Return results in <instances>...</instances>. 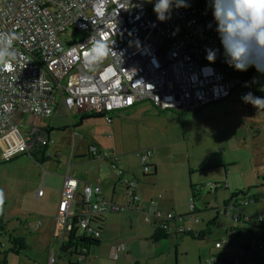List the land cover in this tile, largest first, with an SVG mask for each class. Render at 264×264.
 Listing matches in <instances>:
<instances>
[{
  "label": "built area",
  "instance_id": "built-area-1",
  "mask_svg": "<svg viewBox=\"0 0 264 264\" xmlns=\"http://www.w3.org/2000/svg\"><path fill=\"white\" fill-rule=\"evenodd\" d=\"M186 2L188 7L173 5L169 18L162 22L153 11L155 3L149 5L146 0H0V34L13 38L10 50L15 53V58L0 71L3 157L39 154L52 142L36 126L21 128L20 120L14 116L20 112L48 117L55 94L68 112H92L106 120L111 119L112 113L140 101H149L161 110L188 111L227 97L241 81L224 55L210 0ZM67 28L81 32V36L77 38L73 33L68 40L62 38ZM97 41L107 44L109 52L99 61L88 63L90 49ZM208 50L216 52L214 62L207 60ZM90 150L95 152L94 146ZM148 151H136L144 172L148 170ZM104 155L120 175L117 155ZM123 183L127 194L136 200L134 181L124 179ZM77 185L68 170L63 177L56 218L65 228L75 226L84 234L98 237L95 220L124 206L107 199L96 182L83 183L79 199L75 200ZM36 194L42 195V188ZM153 204L151 200L144 219L153 217V224L168 227L173 214L153 210ZM232 206L228 205L232 220L252 222L249 215ZM188 207L193 210L194 200L189 201ZM257 226L249 229L248 237L255 235L252 248L256 263L264 264V236L258 240ZM182 229L178 226L176 230ZM234 230L231 228L230 232ZM215 246L220 247L219 242ZM241 249L238 254H245ZM123 250V244H118L110 255L116 258ZM84 253L85 250L79 251L78 258ZM56 262L51 251L47 264ZM225 262L236 264L237 257H226Z\"/></svg>",
  "mask_w": 264,
  "mask_h": 264
},
{
  "label": "rangeland",
  "instance_id": "rangeland-1",
  "mask_svg": "<svg viewBox=\"0 0 264 264\" xmlns=\"http://www.w3.org/2000/svg\"><path fill=\"white\" fill-rule=\"evenodd\" d=\"M146 1L149 5L155 3V0ZM73 33L77 38L81 36V32L67 28L61 37L68 40ZM249 84L248 90L237 85L224 99L185 112L161 110L152 107L149 101H140L135 105L138 108L136 112H156L169 116L166 119L141 121V125L136 127L131 117L123 113L127 109L118 111L121 113L113 117L112 123H107L103 117H95L82 120L78 125L75 123L80 119L79 113L73 117L70 126L67 114L60 116L61 112L66 111L60 96L55 94L52 112H58L59 116L53 118V124L61 126L51 131L50 138L53 141L50 145L61 153L60 164L67 163L70 146L74 145L77 153L84 149L86 143L96 142L104 150L123 154L122 158H127L131 164L136 161V165L132 166H136L134 169L139 187L142 182L160 186L157 193L163 195L164 208L175 213L174 218L169 220L173 226L176 222H184L186 228L199 232L213 221L209 225V232L201 239L171 234L161 239L165 244L161 254L152 255L157 247L144 235L152 230L151 224L143 221L137 224L138 213L131 214L129 209L110 213L114 221L112 228L119 227V233L125 239L126 252H132H129L127 259L122 260L120 257L112 260L92 251L87 257L88 261L94 259L95 264H208L206 260L212 255H222L239 258L238 264H257L255 249L252 248L255 235L248 237V233L249 229L260 223L234 221L228 213L231 203L239 205L247 215L261 218L262 231H255L258 240L264 236V200L242 203L243 198L255 197L256 185L262 181L264 185V180L257 178L264 175V108L258 109L242 99L249 92L255 97L264 98L259 93L264 89V79L255 73ZM17 115L24 121L23 114L18 112ZM51 119L36 116L34 124H49L52 123ZM147 148L152 151L148 158L157 165L156 185L152 183V177L148 176L151 178L148 181V178L137 172L141 164L137 162L134 151ZM78 159L77 156L73 157V167H76ZM57 166L59 163L55 159H48L38 165L26 154H16L4 160L1 158L0 146V192L3 193L0 217L7 228L16 229L25 238L27 245L14 254L6 250L8 241L4 235H0V264L5 261V264L46 262L45 239L47 229L53 225L57 203V196L51 188L58 182V176L51 169ZM90 169L88 165L80 168L81 171ZM130 172L125 170L124 174L129 175ZM43 175L44 194L36 197L35 192ZM239 191L242 194H237ZM78 193L75 194V200L79 199L81 193ZM192 193L196 213L189 215L191 210L188 202L192 199ZM36 219L42 221L39 232L23 226L24 221L34 222ZM235 227L240 229V235L230 232ZM216 242H219L220 247L215 246ZM241 247L246 249L245 255L238 254ZM75 260L67 253H61L57 264H68V261L75 263Z\"/></svg>",
  "mask_w": 264,
  "mask_h": 264
},
{
  "label": "crops",
  "instance_id": "crops-1",
  "mask_svg": "<svg viewBox=\"0 0 264 264\" xmlns=\"http://www.w3.org/2000/svg\"><path fill=\"white\" fill-rule=\"evenodd\" d=\"M138 104V103H136ZM135 104V105H136ZM134 106L127 108L125 115H127L128 117H131V121L134 122V127H136L137 125H141L139 124L141 121L146 122L148 120L152 121V120H158V119H166L168 118L169 114H157L156 112H136L138 110V108H136ZM64 107V106H63ZM135 107V108H134ZM152 107H154L152 105ZM66 112H61L60 116H63L64 114H67V119L68 122L70 124V126H72L73 124V117L77 116V114L79 113H75L72 114L70 112H68L66 110V108L64 107ZM18 113V112H17ZM17 113H15V119L17 121L20 120L21 122V128H25V127H29L30 125L36 126L38 128H40L43 131V135L45 137H48L50 140H52L50 138V133L51 131H53V129L56 128H60V124H53V118L57 115V117L59 116L58 112H52L48 117H52L51 121L52 123L49 124H45V125H36L34 124V119L36 118V116H30V115H24V121L21 120L19 118V116L17 115ZM121 112H115L113 114L110 115V120H106L107 123H112L113 121V117H117L120 115ZM81 114V113H80ZM82 120H78L77 123L75 124H81ZM53 141V140H52ZM52 143V142H51ZM49 143L47 146L41 148L43 152V155H41V152L38 155V161H35L38 165L41 162H44L48 159H55L57 161V163H59V166H57L56 168L51 169V167H49V169L53 170V172H56L57 176H58V182L56 184H53L52 186V190L54 191L55 195L57 196V202L59 199V195H60V189H61V185H62V181H63V177L65 175V173L69 170V173L75 177L78 181V185H77V189L76 192L78 191L80 194L81 190H82V185L83 183L86 182H96L98 183V185L101 188V192L102 194L109 199L111 202L115 203V204H119V205H123L124 208L117 210V211H109L103 214V226L102 229L100 231V236H99V243L95 246L89 247L88 250L85 251V255L82 254V257L79 259V263L80 264H95L94 263V259L89 260L87 259V257L89 256V253L94 251L96 254L98 253L99 256H104L105 258H110L112 260H118L120 257L121 259H127L129 252H132L131 250L127 251V248L125 246V239L121 236V234L119 233V227H114L112 228V224L114 223L113 221V215L110 213H117L120 211H123L125 209H129L131 212V214L134 213H138L137 216V224L138 222L140 223L141 221H143V223H150L152 226V230L149 232H146L144 235L148 236L147 238L150 239L152 233H153V223L156 222L155 218L150 217L149 221H146L144 219V216L146 215L145 213L147 211H150V201L152 200L154 202L153 204V210H158L160 212H171L173 215L175 214L174 211L164 208L165 204H163V195L161 193H157L158 188H160V186H151V184L149 185L148 182H142V184H140L141 186L139 187L138 185V176L137 173L135 172L136 170L134 169V167L136 166H132V165H136V161L135 164H131L130 161H128L127 158H122L121 154H116L113 152V150H104L102 148H100L98 145V143H86L84 146V149L82 151H78L77 153H75V149H74V145L70 146L69 149V154H68V160L67 163L64 165L63 163L60 164V159H61V153L53 146H51ZM1 146V145H0ZM90 146H94L95 148V152H92L90 150ZM143 150H149L148 151V155L146 157V162L145 164H147V166H153L154 169V176H152V183H155V185L157 184V178H156V174H157V165L156 163H154L155 161L152 160L151 158H148L149 155H151L152 151L151 148H147V149H143ZM136 151H134L135 154V158L137 160V162H139V156L136 154ZM3 149L1 146V158L6 160V158L3 157ZM88 152V153H87ZM104 152H109V153H113L117 155V160H116V166L117 168H121L122 169V173L120 175L116 174L115 169H112L110 167V160L107 156L104 155ZM127 154V152H124ZM19 154H26L27 153H19ZM77 156L78 162L76 164V167H73V157ZM11 158V157H10ZM8 158V159H10ZM32 159V158H31ZM140 163V162H139ZM63 164V165H62ZM83 165H88L89 168H91L90 170L86 171L83 170L81 171L80 168ZM141 166V165H140ZM131 171L130 174L128 175V173L124 174V171ZM152 171V169H151ZM151 171L148 169L147 171L144 172L143 169L140 168V170L137 169V172L139 174H141L142 177H146L143 175V173H147V174H151ZM81 172H83V174H81ZM131 175V176H130ZM148 178V177H146ZM124 179H131L134 181V187H133V192L137 195V199L136 200H132V198L127 194L126 192V185L123 183ZM151 178H148V181H150ZM45 182V176L43 175V177L40 180V183L36 189V192L38 190V188H42V195L44 194V190H43V183ZM123 185L125 186V188L123 187ZM154 185V184H152ZM125 189V192H124ZM35 192L36 197H41L42 195L38 196ZM145 199H148L147 201L149 202V204L144 203ZM165 202V200H164ZM235 207H237L238 209H240L242 211L241 208H239V205L236 204H231ZM232 206V207H233ZM56 208H57V203H56V207H55V212H54V216H53V225L51 227V229L49 228L48 234H47V238L45 239V247H46V262L45 260H42L43 263L41 264H47V257L48 254L52 251L53 254L56 256L57 260L59 259V256L61 254L60 249L62 247V245L66 246L70 241V231L68 228H65L63 226V224L56 218ZM234 208V207H233ZM245 213V211H242ZM29 214V213H28ZM246 214V213H245ZM142 217V219H141ZM0 223L3 224L4 229L6 230H10L13 231L14 233H16L19 236L20 233L16 230V229H9L7 228V226L2 222V218L0 217ZM46 224V222H44ZM175 223V221H174ZM168 224V230L169 232L176 230L178 226L182 227V228H186L184 225V222H182L181 224H179L178 222L175 223V225L173 226L170 221L167 223ZM29 227V229L31 231H36L39 232L41 225H42V221L40 219H36L34 222H30V221H24L23 222V226ZM73 235L74 237H78L84 234L83 230H81L78 227L73 228ZM191 229V228H190ZM78 230L80 231L78 233ZM247 230V229H245ZM44 231H46V229H44ZM138 233V231H137ZM235 234V231L233 232ZM171 235V234H170ZM174 236V235H173ZM23 237V236H22ZM176 237V236H175ZM24 238V237H23ZM137 238V237H135ZM25 241V238H24ZM230 242V241H228ZM26 243V242H25ZM157 247V250H153V252L151 253L152 255H156V254H161V252L164 250V243L160 240L153 242ZM116 244H123L124 246V250L118 253V256L116 258H113L110 254H111V250L112 247L115 246ZM130 246V245H129ZM2 247V243L0 242V248ZM96 248V249H95ZM242 248V247H241ZM92 249V250H91ZM95 249V250H93ZM241 250L244 251V253L246 254V249L242 248ZM93 252V253H94ZM176 254V253H175ZM223 254H225V251L223 252ZM243 254V255H245ZM220 256L222 255H212L210 257V259L208 258V260H206V263L210 264V263H214V262H219L220 260ZM226 258V257H225ZM229 258H233V257H229ZM236 258V257H234ZM4 260L5 257H3ZM82 261L85 263H82ZM199 261H201L200 257H199ZM239 258H237V263L238 264ZM6 262V261H5ZM220 263V262H219ZM57 264V262H56Z\"/></svg>",
  "mask_w": 264,
  "mask_h": 264
},
{
  "label": "clouds",
  "instance_id": "clouds-1",
  "mask_svg": "<svg viewBox=\"0 0 264 264\" xmlns=\"http://www.w3.org/2000/svg\"><path fill=\"white\" fill-rule=\"evenodd\" d=\"M173 5L188 7L186 0H155L153 11L157 19L162 22L168 19ZM210 6L229 65L241 72L254 67L264 74V0H210ZM12 43L11 36L0 34V71L15 58V53L10 50ZM108 52V45L97 41L86 62L99 61ZM215 59L216 52L208 50L207 60L214 62ZM242 99L258 109L264 108V98L255 97L251 92ZM2 201L3 193L0 192V203Z\"/></svg>",
  "mask_w": 264,
  "mask_h": 264
},
{
  "label": "trees",
  "instance_id": "trees-1",
  "mask_svg": "<svg viewBox=\"0 0 264 264\" xmlns=\"http://www.w3.org/2000/svg\"><path fill=\"white\" fill-rule=\"evenodd\" d=\"M255 73L259 74L264 79V74L257 72V70L254 67L249 68L247 71H243V72L237 71L235 73V76L238 77L241 81V83H239L237 85L241 86L245 90H248L250 87V84H249L250 79ZM259 93H260L261 97H264V89L260 90ZM183 112H185V111H183ZM95 117H103V116L101 114H96V113H92V112H82L80 114V120H85V119H90V118H95ZM27 155L30 158H32L33 160L38 161V155L36 153H30ZM147 167L150 171L152 169L151 174L143 173V175L146 177L154 176L155 172H154L153 166L151 165V166H147ZM257 178L264 180V175L257 176ZM262 182H260L259 185L255 186L257 192H256L254 198L248 197V199L243 198V200H247V202L264 200V185ZM191 190L193 191V187H191ZM239 193L242 194L241 191H239L237 194H239ZM234 195H236V194H234ZM191 200H194L193 193H192V199ZM192 213H196L195 206L193 207V210H191L189 215ZM250 218H251L252 223H254V224H256V223L261 224L262 223V222H260L261 218L251 217V216H250ZM95 221L98 223L99 231H101L102 226H103V216L100 217V219H96ZM240 221H242L244 223L250 222V221H245V220H240ZM211 223H213V221H210L209 224H207L205 226V229H203L202 231H199V232L193 231L190 228H184L182 230H173V231L169 232L167 226H159V225L153 224V233L150 237V240L153 242H156L160 239L166 238L170 234H172L174 236L188 235L191 238L201 239L204 235H206L209 232V230H210L209 225ZM3 226L4 225L0 223V235H4L8 241L9 246L6 249L7 251L12 252L14 254H17L20 250L27 247V245L24 241V238L22 236L17 235L13 231L4 229ZM257 227H258V229H262V224L257 226ZM234 229H235L234 230L235 234L240 235V229L238 227H235ZM73 230H74L73 228L69 229V231H70V240L69 241L70 242L66 246L62 245L60 252L61 253H67L70 256L76 258L75 263H71L70 261H68V264H80L79 263L80 258H78L79 251H81V250L86 251V250H88L89 247L97 245L99 243V236L95 237V236H91V235L89 236L87 234H83L81 236L74 237ZM220 259H221V260H219L220 263L218 262V264H227L225 262V257L220 256ZM1 264H5V262H2Z\"/></svg>",
  "mask_w": 264,
  "mask_h": 264
}]
</instances>
